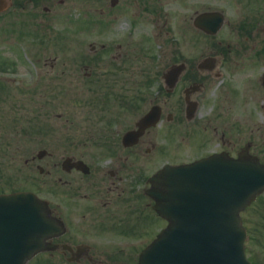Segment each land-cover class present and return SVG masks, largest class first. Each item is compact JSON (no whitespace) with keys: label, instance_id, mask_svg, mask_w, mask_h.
Instances as JSON below:
<instances>
[{"label":"flooded vegetation","instance_id":"obj_1","mask_svg":"<svg viewBox=\"0 0 264 264\" xmlns=\"http://www.w3.org/2000/svg\"><path fill=\"white\" fill-rule=\"evenodd\" d=\"M51 1L0 0V25L45 20L39 8L50 13ZM76 4L87 9L66 19L71 34L56 37L77 49L40 51L31 64L36 58L48 70L36 79L34 66H23L30 77L25 102L42 108L46 137L30 162L53 187L56 195L42 199L58 223L28 264H138L164 227L147 196L164 165L242 152L264 163L257 149L264 132L255 120L264 119V0ZM3 53L0 153L3 136L12 143L21 126L11 109L18 66ZM180 145L197 151L183 160ZM246 232V253L248 240L261 243L251 264H264V226Z\"/></svg>","mask_w":264,"mask_h":264},{"label":"water","instance_id":"obj_2","mask_svg":"<svg viewBox=\"0 0 264 264\" xmlns=\"http://www.w3.org/2000/svg\"><path fill=\"white\" fill-rule=\"evenodd\" d=\"M151 182L148 194L156 203L154 210L168 226L141 264H248L240 212L264 191L263 165L245 154L237 160L212 156L165 167ZM1 199L2 226L16 225L9 218L25 224L46 217L42 202L32 194Z\"/></svg>","mask_w":264,"mask_h":264},{"label":"rangeland","instance_id":"obj_3","mask_svg":"<svg viewBox=\"0 0 264 264\" xmlns=\"http://www.w3.org/2000/svg\"><path fill=\"white\" fill-rule=\"evenodd\" d=\"M59 1L60 0H53L50 2L52 7L48 14L43 13V11H41L42 9H40L41 7L39 8V13L41 12L40 15H42L45 20H37L30 25H0V49H2L4 55L8 52L7 55L10 56L12 60L14 59L18 66L17 74L19 77L16 80L13 79L14 85H16L15 87H18L17 95H13L17 107H11V109L15 108V110H18L16 111V116L18 117L17 124L21 125L17 138L14 139L12 143L11 140L13 139L9 138L7 139L8 141H6V137L3 136V151L0 153V192L28 190L33 191L44 199L48 197L53 198L52 196L56 195L49 190L53 187L44 183L46 179L43 174L35 170L36 164L33 165L30 162L31 157L36 156L37 150L44 146L43 144L46 137H44V120L42 119L44 112L42 108L39 105H35L33 110H31V106L25 102L28 96H26L23 91L27 90L26 86L29 84L28 78L30 77L26 73V70L25 73L23 72L25 69L23 66L29 68L30 71H32V67L34 66L36 79L38 71L45 73L48 70V68H43L42 61L37 62L36 58L33 59L34 65L32 66L31 64L32 57L38 56L40 51L42 53V50L49 52L50 50L62 49L67 51L77 49L75 43L65 41V39H60L56 36L58 35L64 38L62 35L65 34L66 29L67 31L69 30L70 26L67 25L66 19L69 17L75 18L78 15L81 16L80 12L87 9L86 5L82 4L79 8L78 4H76V0H68L61 5H59ZM102 5L105 6V4ZM98 8H101V4L98 5ZM82 14L84 13L82 12ZM67 33L71 34L69 31ZM87 43H89V41ZM62 50L61 52H63ZM85 50H88V47H86ZM59 53L56 52L57 55ZM47 54L52 55V53ZM3 90L9 92L7 89L3 88ZM3 98H6L4 93ZM4 108L10 110V106H4ZM3 113L9 114V111H4ZM29 118L30 120L27 121ZM255 120L259 123L262 129L261 132H264V119L257 116ZM255 120L253 118V121ZM5 123L6 122H4V124ZM251 124L252 121L247 120V125ZM245 137H248V135H243V138ZM184 138H186V136H184ZM258 139L259 148L257 149L259 151V156H262L264 159V146L261 145V141L264 140V138L259 136ZM178 151L182 156H185L183 160H187V152L196 153L197 147L180 145ZM193 155L197 156V154ZM181 159L182 158H176L177 161ZM26 161H28V164H26ZM45 161L46 160L43 159L42 161L37 160L42 166ZM147 211L151 212V208L148 207ZM242 218L244 220V225L248 226L250 229L253 226H264V193L253 205L242 213ZM166 224L167 223L162 222L161 226H166ZM263 242L264 239L262 243ZM260 246L261 243L259 241L258 243L251 239L247 241L246 249L250 259H254L256 253H262L258 252Z\"/></svg>","mask_w":264,"mask_h":264}]
</instances>
